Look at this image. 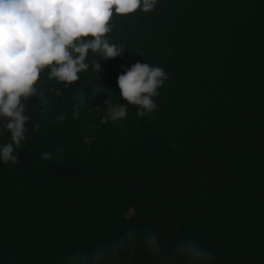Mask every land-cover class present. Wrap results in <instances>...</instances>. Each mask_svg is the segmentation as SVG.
<instances>
[{"label":"trees","instance_id":"16d2710c","mask_svg":"<svg viewBox=\"0 0 264 264\" xmlns=\"http://www.w3.org/2000/svg\"><path fill=\"white\" fill-rule=\"evenodd\" d=\"M110 25L122 56L72 85L42 72L46 103L29 98L20 160L0 161V264H65L131 228L167 248L195 238L212 264H264V0H157L113 9ZM137 61L168 75L157 108L112 120L121 66ZM110 264L156 261L138 242Z\"/></svg>","mask_w":264,"mask_h":264},{"label":"clouds","instance_id":"9594fccd","mask_svg":"<svg viewBox=\"0 0 264 264\" xmlns=\"http://www.w3.org/2000/svg\"><path fill=\"white\" fill-rule=\"evenodd\" d=\"M156 4L157 0H0V134H10V140L0 145V161L15 164L20 160L16 153L28 132L29 98H40L41 103H46L44 92L37 85L42 72L43 78L65 85L78 81V73L89 67L100 72V60L116 59L125 50L122 44L110 42L113 9L117 16L126 17L138 9L149 13ZM89 36L93 39H83ZM90 51L99 59L87 61ZM121 67L123 72L116 83L120 99L126 103L111 105L110 118L126 117L127 105L137 107V116H149L157 108L154 97L159 96L158 89L168 79L167 73L162 67L139 61ZM45 69L48 71L44 72ZM77 99L80 105L84 103L82 93L77 94ZM73 115L78 118V110ZM56 119L63 123L65 116ZM40 126L37 122L32 130L37 131ZM51 157L50 151L43 154L46 160ZM138 242L156 264H212L214 260V253L195 238L178 240L167 248L151 229L131 228L87 251L71 253L65 264H110L122 252L134 249Z\"/></svg>","mask_w":264,"mask_h":264}]
</instances>
